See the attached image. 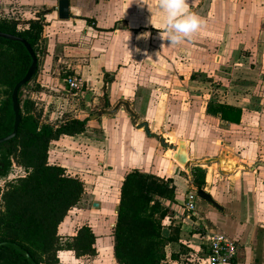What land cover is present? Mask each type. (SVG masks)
<instances>
[{
  "label": "crops",
  "instance_id": "obj_1",
  "mask_svg": "<svg viewBox=\"0 0 264 264\" xmlns=\"http://www.w3.org/2000/svg\"><path fill=\"white\" fill-rule=\"evenodd\" d=\"M67 1L69 17L60 20L59 0H0L8 18L28 20L42 14L45 22L30 98L39 108V96L48 98L46 106H57L43 107L45 119L67 113L83 94H62L70 73L85 86L94 81L103 87L97 112L123 100L137 120L133 125L119 107L112 116L87 121L80 135L61 136L50 144L49 163L84 183V193L59 225L58 235L73 237L87 225L96 237L95 257L76 259L63 250L58 264H117L112 228L120 186L133 171L170 179L175 187L174 199L163 204L171 210V224L179 234L166 246L163 264H203V236L213 233L235 241L231 264H264V137L234 134L248 127L244 112L261 113L264 120V0H186L187 12L205 23L190 39L173 46L160 37L163 14L156 2L151 13L134 8V0ZM206 78L212 83L205 84ZM258 90L262 93L257 96ZM209 103L240 109L239 124L210 115ZM179 141L186 148L184 167L173 159ZM61 145L65 147L59 149ZM222 151L228 154L224 165L237 166L229 173L213 160ZM258 154L261 162L252 164ZM194 168L205 172L201 190L220 210L197 199L198 216L185 211V196L197 191ZM169 232L165 227L161 234L168 238Z\"/></svg>",
  "mask_w": 264,
  "mask_h": 264
},
{
  "label": "trees",
  "instance_id": "obj_2",
  "mask_svg": "<svg viewBox=\"0 0 264 264\" xmlns=\"http://www.w3.org/2000/svg\"><path fill=\"white\" fill-rule=\"evenodd\" d=\"M45 22L42 14L20 20L0 16V33L23 39L33 51L38 66ZM31 63L25 47L0 39V138L12 132L14 115L11 93ZM32 80L18 91L20 123L16 135L0 145L2 176L11 165L25 175L0 191V243L15 244L25 250L35 264H58V252L70 251L76 259L96 256L95 235L87 225L75 235L62 238L58 227L84 193L83 181L66 169L48 161L49 146L61 136L80 135L87 119L63 118L58 124L46 121L43 110L30 98ZM69 75H71L69 73ZM207 112L220 120L239 124L242 111L220 103H209ZM192 184L201 190L205 172L192 170ZM175 187L170 179L138 171L128 173L120 186L116 220L112 228L113 259L117 264H163L165 248L177 241L179 229L171 224L172 212L164 201H172ZM168 221V225H165ZM169 229V237L162 229ZM0 264H30L11 246L0 247Z\"/></svg>",
  "mask_w": 264,
  "mask_h": 264
},
{
  "label": "rangeland",
  "instance_id": "obj_3",
  "mask_svg": "<svg viewBox=\"0 0 264 264\" xmlns=\"http://www.w3.org/2000/svg\"><path fill=\"white\" fill-rule=\"evenodd\" d=\"M133 2H134V8L144 9V7H145V8L148 9L149 12L152 13L151 10L154 9V2H156V4H157L158 0H134ZM140 4H142V5H140ZM2 8H3L2 4L0 3V16L7 17L4 14V10H2ZM146 17H148V16H146ZM211 59H213V58H211ZM210 67L213 68V66H210ZM199 76L200 77H207V75L204 74V73H200ZM200 80H202V78H200ZM204 82H205V84H207V82L209 83L211 81H209L208 78H206ZM214 87L217 88V86H214ZM102 90H103L102 86L96 87L94 81H88L86 86L84 85V88L82 90L83 94L82 95L78 94L77 102H76L77 106L74 104L75 106H72L73 108H71V110H70L71 112L68 111L67 113H63L61 116L58 115L56 117L50 118L49 120L48 119H46V120L51 122L52 124L55 122L54 123V125H55V124L59 123V122H57L55 120V118L58 120L59 117H61L60 118V120H61L63 118L64 119L65 118H74V117L79 116L81 119H84V115H85V118L87 119V121H94V120H90V117H91V115H93L94 113L97 112L96 110L98 109V105L100 103L99 94L102 92ZM45 91H48V90H45ZM67 92L68 91H63L62 94L63 95H68L69 92L68 93ZM259 93H262V92H260L258 90L257 96L259 95ZM47 100H48V98L46 96H44V97L43 96H39V99H36V102L39 104V106H41L40 109L44 110L43 107L46 106V101ZM60 107H63V104H60ZM46 108L48 110L49 109L52 110V109L57 108V106L53 105V104L52 105L51 104H47ZM243 121L245 123H247L246 125H248V127H241V128L235 129L234 130V134L237 137L248 136L249 138H252V137H254L256 135H258V136L263 135V137H264V128H263L264 127V122H263L264 120H262L261 113H255V111L244 112ZM216 127H218V126H216ZM216 132H217V134H219L218 128H217ZM262 146H264V145H262ZM58 147H59V149H61V147L64 148L65 145H61V146H58ZM245 147H247L246 150L249 149V145L248 146L245 145ZM252 147H254V146H252ZM252 147H250V148H252ZM0 154H1V152H0ZM203 160H205V159H203ZM255 160H256V162H261L262 158L258 154L257 157H254L252 159V164L256 163ZM204 162L206 163V161H204ZM207 165L208 164L204 165L203 168L205 169L207 167ZM2 166H3V164L0 161V191L4 190L5 185L8 182L16 179V177H18L20 175V173H21V171L15 165H11L10 168L8 169L6 175L2 176L1 175V173L3 171V167ZM208 167H210V166H208ZM7 179H10V180H7ZM87 191H89V190H87ZM85 264H88V263L85 262ZM107 264H108V262H107Z\"/></svg>",
  "mask_w": 264,
  "mask_h": 264
},
{
  "label": "water",
  "instance_id": "obj_4",
  "mask_svg": "<svg viewBox=\"0 0 264 264\" xmlns=\"http://www.w3.org/2000/svg\"><path fill=\"white\" fill-rule=\"evenodd\" d=\"M57 11H58V18L60 20L68 19V17H69L68 1L67 0H59ZM0 39H5V40L21 43L25 47L26 51L28 52V54L31 58V63H30V66H29L26 74L14 86V88L12 90L11 103H12V111H13V115H14L13 128H12V132L9 135L0 138V145H1V144H4V143L10 141L16 135V132H17V129H18V126L20 123L19 104H18V100H17L18 91L32 80V78L36 72V69H37V59H36L33 51L31 50V47L29 46V44L27 42H25L23 39L15 37V36H11V35L3 34V33H0ZM119 107H123L124 111L126 113H128V115L132 118V124L135 125L136 120H137V115L132 111L131 106L123 100H120L119 102H117L111 109H102V110L94 113L93 115H91L90 119L95 120L98 117H100L101 115L112 116L117 111V109ZM225 155H228L227 152L222 151V153L219 155V157L217 159H213V160L217 161V163H219V165H221L222 168L226 169L225 171L229 173L231 170H233V169L235 170L237 168V166L231 165V164L228 166H227V164L224 165V163L226 161V159L224 157ZM173 159L180 166L184 167L188 164L187 155H186V148H185L184 142H182V141L178 142V147L176 148V153L173 155ZM232 159L236 160L235 157H232ZM196 196H197V199H199L200 201H203V202L209 204L210 206L214 207L215 209L220 210L219 205L206 192H204L202 190H197ZM93 207H97V204L94 203ZM1 246H11L13 249L20 252L30 264H35L33 262V260L31 259V257L29 256V254L25 250L20 248L19 246L15 245V244L6 243V242H1L0 247Z\"/></svg>",
  "mask_w": 264,
  "mask_h": 264
},
{
  "label": "built area",
  "instance_id": "obj_5",
  "mask_svg": "<svg viewBox=\"0 0 264 264\" xmlns=\"http://www.w3.org/2000/svg\"><path fill=\"white\" fill-rule=\"evenodd\" d=\"M64 85L69 93L76 95L83 90L85 81L76 75H69L64 79ZM17 168L21 171L18 177H23L25 172ZM196 200V192H190L185 196L184 209L190 217L198 216ZM203 240L207 251L203 264H231L235 259L237 246L233 239L222 233H213L204 235Z\"/></svg>",
  "mask_w": 264,
  "mask_h": 264
},
{
  "label": "clouds",
  "instance_id": "obj_6",
  "mask_svg": "<svg viewBox=\"0 0 264 264\" xmlns=\"http://www.w3.org/2000/svg\"><path fill=\"white\" fill-rule=\"evenodd\" d=\"M158 10L163 14L164 31L160 32V37L166 39L169 46L179 45L190 39L192 33L205 23L203 18L187 12L186 0H158Z\"/></svg>",
  "mask_w": 264,
  "mask_h": 264
}]
</instances>
